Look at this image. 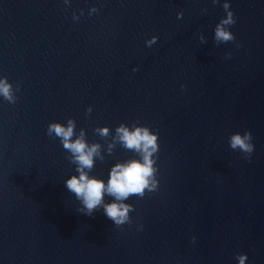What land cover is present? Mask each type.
<instances>
[{"label": "water", "instance_id": "obj_1", "mask_svg": "<svg viewBox=\"0 0 264 264\" xmlns=\"http://www.w3.org/2000/svg\"><path fill=\"white\" fill-rule=\"evenodd\" d=\"M223 3L0 0L14 94L0 97V264H264V0H230L229 41L214 38ZM69 118L105 180L137 155L117 125L158 132V187L128 197L130 223L86 214L65 186L76 164L46 127ZM233 131L250 133L248 161Z\"/></svg>", "mask_w": 264, "mask_h": 264}, {"label": "clouds", "instance_id": "obj_2", "mask_svg": "<svg viewBox=\"0 0 264 264\" xmlns=\"http://www.w3.org/2000/svg\"><path fill=\"white\" fill-rule=\"evenodd\" d=\"M223 7L226 12L215 26L214 38L218 41L234 40L235 35L228 27L235 23L230 0H224ZM155 40L156 37L152 36L148 43H154ZM0 97L9 101L14 99L12 84L5 75H0ZM97 130L102 136L109 132L106 125ZM73 131L74 121L71 118L66 122L50 121L46 127L48 134H54L60 139L62 147L71 153V159L76 164V172L64 180L65 186L75 194L76 199L80 201V210L86 214L90 215L94 209L102 207L104 215L115 225L130 223L129 213L134 206L127 202L128 197L143 196L146 190L153 191L158 187V132L145 124L117 125L115 138L124 148L133 150L137 155L114 163L105 180L88 172L93 166L94 156L100 155L99 144H89L82 131L73 139ZM228 144L233 150H238L245 161L251 158L253 147L248 131H233ZM105 195L113 199L106 201ZM142 227V224H137L138 229ZM191 239L195 240V236ZM234 260L235 264H247L245 257H236Z\"/></svg>", "mask_w": 264, "mask_h": 264}]
</instances>
